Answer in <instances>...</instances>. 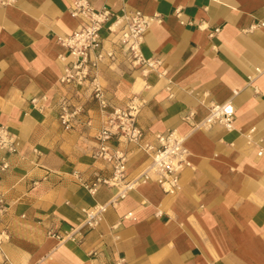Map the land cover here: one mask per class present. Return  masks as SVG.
Wrapping results in <instances>:
<instances>
[{"label": "crops", "instance_id": "0c3cea01", "mask_svg": "<svg viewBox=\"0 0 264 264\" xmlns=\"http://www.w3.org/2000/svg\"><path fill=\"white\" fill-rule=\"evenodd\" d=\"M71 1L0 0V126L17 143L16 151L0 149L9 262L264 264V0H89L113 15L159 16L140 45L153 66H131L119 52L93 74L106 110L135 98L146 139L176 130L189 161L176 192L138 181L94 227L82 225L81 209L107 203L117 188L86 187L112 174L93 155L102 114L87 85L71 93L59 82L66 54L59 38L78 23L68 12ZM102 37L108 50L112 37L106 30ZM61 94L85 108L71 129L58 118ZM227 101L235 107L231 129L218 122L192 128L211 104ZM109 145L125 154L126 181L151 162L133 143L112 138ZM72 226H81L82 242L49 234Z\"/></svg>", "mask_w": 264, "mask_h": 264}, {"label": "built area", "instance_id": "2783aa9c", "mask_svg": "<svg viewBox=\"0 0 264 264\" xmlns=\"http://www.w3.org/2000/svg\"><path fill=\"white\" fill-rule=\"evenodd\" d=\"M69 14L78 20L73 31L59 38L66 54L61 57L64 62L60 84L69 92L76 93L78 87L87 85L95 100L99 104L102 114V127L95 135L96 149L94 156L106 160L112 167L109 177L97 175L86 187L95 192L100 184H107L117 188L114 196L104 204L82 208L83 226L94 227L102 219L109 206H116L128 192L135 188L138 181L155 180L166 193H174L180 188L179 176L181 171L189 165L188 150L184 145V137L176 130L158 132L153 140H147L146 134L137 124L140 103L132 98L124 107H114L106 110L107 102L103 96L101 85L97 82L93 70L98 62L107 59L116 60L120 52L131 66L143 64L153 66V61L142 56L140 45L143 34L150 24L159 19L158 15L148 16L140 10H132L121 15H113L110 9L103 5L99 8L92 6L89 0H72L68 6ZM106 30L112 37L111 48L104 50L102 32ZM218 28H215L217 31ZM69 58V59H67ZM35 101V99L33 100ZM58 118L65 129H71L82 121L85 114L83 104L61 94L56 99ZM193 112L185 116L190 119ZM235 115L234 105L227 101L211 104L208 114L200 121L192 123V128H204L218 122L226 129L233 127ZM89 124V119L85 120ZM252 130V129H251ZM116 138L118 143H133L139 150L148 154L150 164L138 177L126 181V157L122 150L111 149L109 141ZM17 143L12 138L6 126H0V149L16 151ZM264 155V151L258 152ZM154 174L155 177H152ZM8 206L0 194V263L11 264L2 250L3 243L8 239L7 228L3 226V218ZM131 215L130 213L127 216ZM81 226H72L64 233L49 231L51 236L60 240L82 242ZM113 264H126L123 258Z\"/></svg>", "mask_w": 264, "mask_h": 264}]
</instances>
